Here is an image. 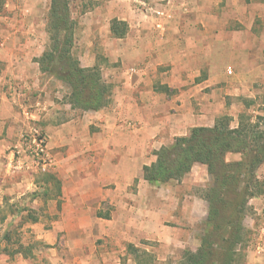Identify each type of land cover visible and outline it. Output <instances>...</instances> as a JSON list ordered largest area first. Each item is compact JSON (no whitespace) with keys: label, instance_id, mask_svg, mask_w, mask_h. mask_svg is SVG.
<instances>
[{"label":"crops","instance_id":"0c3cea01","mask_svg":"<svg viewBox=\"0 0 264 264\" xmlns=\"http://www.w3.org/2000/svg\"><path fill=\"white\" fill-rule=\"evenodd\" d=\"M33 1L8 3L0 16V264H144L141 255L166 264L194 250L189 212L205 202L161 204L166 192L147 190L143 169L194 128L232 118L225 99L244 94L223 86L230 82L212 62L222 37L200 27V1L72 0V52L113 86L110 105L96 112L73 109L63 83L41 71L46 23ZM114 20L128 25L124 38L114 36ZM29 119L49 137L48 173L13 170L10 149ZM148 193L159 199L145 204ZM14 229L30 235L19 236L21 250H11ZM248 264H264V254Z\"/></svg>","mask_w":264,"mask_h":264},{"label":"trees","instance_id":"16d2710c","mask_svg":"<svg viewBox=\"0 0 264 264\" xmlns=\"http://www.w3.org/2000/svg\"><path fill=\"white\" fill-rule=\"evenodd\" d=\"M50 1L47 32L51 46L41 58L42 70L71 89L67 102L73 109L102 110L109 104L111 86L103 81L99 66L84 69L73 56L77 23L70 13L72 0ZM3 5L0 0V11ZM128 30L126 23L112 22L116 38H124ZM232 121L225 116L213 128H194L188 137L178 138L172 147L158 151L156 162L143 169L144 179L151 185L180 182L197 164L205 166L213 179L202 197L209 206L210 229L195 253L183 255L182 264H237L243 210L250 199L264 195L261 187H251L253 182L258 185L254 174L264 166V131L251 116H239L236 129L231 128ZM236 155L240 156L239 161L228 160ZM255 188L258 192L253 193ZM130 249L137 252L132 246Z\"/></svg>","mask_w":264,"mask_h":264},{"label":"rangeland","instance_id":"374dc122","mask_svg":"<svg viewBox=\"0 0 264 264\" xmlns=\"http://www.w3.org/2000/svg\"><path fill=\"white\" fill-rule=\"evenodd\" d=\"M16 1L17 0H3L4 5ZM199 1L201 5L199 6L200 9L198 13L204 18L203 22L200 23V27L202 26V28L212 30V32H216L222 37V42L218 50L219 53L217 54V58L214 60L216 62L213 60L212 62L216 63L219 76L226 77V79L230 82L229 84H225L223 86L231 85L233 88L245 90L244 94L242 93L243 95L234 98L228 97L225 99V103L228 107V113L226 114H232L233 120H235L234 118L239 115L251 116L255 122L260 123L261 129L264 131V0ZM33 2L34 4L32 5V9L35 12L40 11V14L43 15V17H41L42 23H46V26H44L41 31L44 30L47 33V36L43 35L44 37L42 38V43L47 47V52V50L50 51L49 49L51 46L50 36L47 32L51 1L34 0ZM4 5L0 11V16H7L10 14V12L7 11L8 9H5ZM70 7V13L75 17L74 20L77 23L76 18L78 15L76 14L77 12H75V7L72 3ZM186 16H189L188 18L193 20V17L190 16V14ZM1 26H4V24L0 22V29ZM191 27H193L192 24ZM182 28L188 29V27L183 25ZM183 31L185 32V30ZM207 40L208 43L211 41L210 39ZM73 56L78 58V53L74 52ZM228 67H231L233 70L231 75L227 73ZM41 71L44 72L42 67ZM46 74L49 78H54L55 80L63 83L55 75L50 73ZM103 81L107 85L111 86L107 83L104 77ZM63 85L69 96V94H71V89L66 84L63 83ZM112 87L113 86L110 87L111 93L109 95V104L106 107H108L111 103L113 96ZM13 91L21 94L19 89L14 88ZM248 104L252 105L249 107L247 106ZM256 118H263V121ZM228 160L230 162H237L240 160V156H231ZM201 170L202 167H195V171H191V174L187 176L185 180L183 179L184 182H174L169 185H152L148 187L147 190L152 189L165 191V199L162 198V202H160L161 204H169L173 202L175 205L182 206L184 203L183 198L188 199L187 196L191 202L196 200V198L202 199L206 190L211 188L213 179L206 171L202 172ZM195 172L199 174L198 177H194L192 175L195 174ZM201 173H203V177ZM254 175L259 183L257 185L252 181L253 184L251 187H261L262 192H264V166L256 170ZM244 186L242 188H244ZM182 189L185 190V197L184 195H181L183 194L181 193ZM257 190L258 189L256 188L253 189V193L258 192ZM154 196V193H148V195L144 197V200L146 201L145 204H150L152 199L156 201L159 199V197L157 199ZM204 202L205 203L199 202L200 205L196 204L189 212L190 216L193 218H191V222L188 223V230L191 233L188 244L193 247L194 250L189 249L188 252L195 253L198 250L202 237L210 229L207 222L209 206L206 201ZM27 203H29L28 198L26 200V204ZM194 219L195 222L193 221ZM240 225L242 242L237 247L239 255L237 264H248L251 254H256L257 256H259V254H264V195H259L248 201L245 209L243 210ZM19 236L25 238L27 241L31 239L30 235L28 236L27 231L14 229L11 234L12 243L10 244L12 251L25 248V246L21 247V245L17 243L20 239ZM29 245H31L30 248L35 246L34 244ZM195 248L197 249L195 250ZM185 252L187 251L185 250L184 253ZM132 253L134 254V252ZM184 253L179 256V259H170L166 262V264H182V257ZM25 254H27V252ZM134 255L137 257V254ZM139 256L140 255H138V257ZM152 256L153 255L149 257L141 255V258H143L142 263L151 264ZM125 263L122 261L120 264Z\"/></svg>","mask_w":264,"mask_h":264},{"label":"built area","instance_id":"2783aa9c","mask_svg":"<svg viewBox=\"0 0 264 264\" xmlns=\"http://www.w3.org/2000/svg\"><path fill=\"white\" fill-rule=\"evenodd\" d=\"M228 67L227 73L232 74ZM28 127L10 149L13 158V170L18 173L30 166L42 173H48L54 166V158L49 150V137L39 122L29 119ZM29 165V166H28Z\"/></svg>","mask_w":264,"mask_h":264}]
</instances>
